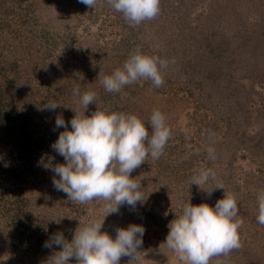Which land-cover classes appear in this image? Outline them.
Returning <instances> with one entry per match:
<instances>
[{
  "label": "rangeland",
  "instance_id": "374dc122",
  "mask_svg": "<svg viewBox=\"0 0 264 264\" xmlns=\"http://www.w3.org/2000/svg\"><path fill=\"white\" fill-rule=\"evenodd\" d=\"M137 46L168 61L163 86L141 80L107 92L100 77ZM74 86L95 91L100 108L145 122L154 108L166 116L172 135L163 154L131 173L145 198L135 209L106 215L104 201L71 202L53 187L51 169L65 163L51 148L64 131L55 119L70 130L74 111H83ZM0 94L2 108L20 110L26 126L21 134L20 121L4 127L0 120V264H51L60 250L43 247L51 236L62 232L70 241L79 224L105 215L102 231L113 238L118 227L145 228L139 261L120 264H187L164 244L167 225L189 197L214 207L223 198L218 186L236 195L241 247L209 264H264V226L256 221L264 190V0H160L158 16L137 27L106 0L94 8L79 0H0ZM50 102L63 106L49 111ZM95 110L90 104L85 114ZM201 168L216 174L201 186L216 188L210 196L191 182Z\"/></svg>",
  "mask_w": 264,
  "mask_h": 264
},
{
  "label": "clouds",
  "instance_id": "9594fccd",
  "mask_svg": "<svg viewBox=\"0 0 264 264\" xmlns=\"http://www.w3.org/2000/svg\"><path fill=\"white\" fill-rule=\"evenodd\" d=\"M94 8L97 0H79ZM116 12L121 13L130 27H137L145 21L156 18L160 12V0H106ZM174 63V61H173ZM168 61L156 55H149L137 46L123 65L110 75L100 77L103 88L109 93H119L125 86L141 80L151 81L153 87L164 84L163 70ZM73 97L83 111H74L70 130L64 118L58 115L55 128H63L58 139L51 145L53 151L64 158L65 163L56 164L53 187L63 192L71 202L87 204L93 200L104 201L106 215L117 213L121 206L135 209L143 204L142 185L132 178L133 173L150 156L158 160L163 154L172 132L166 116L154 108L150 119L145 122L138 115L115 111L109 107L100 108L96 103L95 91L81 93L79 86L72 89ZM96 110L86 115L90 104ZM60 103L50 102L46 108L55 111ZM147 125V126H146ZM208 156L215 160V150L207 149ZM47 168L48 166L45 165ZM212 168H201L191 177L210 196L216 188L223 189V198L214 207L207 203L183 205L182 212L167 225L169 231L164 244L187 264H209L213 258L227 257L241 247L239 229L243 220L238 219L236 195L223 186L211 191L201 187L215 179ZM258 215L256 221L264 226V190L257 193ZM91 218L82 226L79 224L72 239H65L62 232L56 233L43 245L45 248H60L51 257V264H120L122 257L139 261V249L143 244L145 228L130 224L118 227L113 238L102 231L104 220ZM216 264H225L217 259Z\"/></svg>",
  "mask_w": 264,
  "mask_h": 264
},
{
  "label": "trees",
  "instance_id": "16d2710c",
  "mask_svg": "<svg viewBox=\"0 0 264 264\" xmlns=\"http://www.w3.org/2000/svg\"><path fill=\"white\" fill-rule=\"evenodd\" d=\"M1 103H3L2 102V100H1V94H0V120L2 121V123L1 124H4V127H10V126H12L13 124H16V123H18L19 121H20V127L23 129V130H21V129H19V132L22 134V133H24V131H25V128H26V126L24 125V123L21 121V118H22V116H23V114L21 113V111L20 110H18L17 108H15V109H12V107L10 108V107H8V106H6L5 107V110H4V106H3V108H2V104ZM22 151H23V149H22ZM9 171V172H8ZM6 173V175H8L9 174V177H14V178H16V179H18L19 178V176H17L16 174H15V172H14V170L13 171H11V170H8ZM19 207V206H18ZM17 209V208H16ZM18 210V209H17Z\"/></svg>",
  "mask_w": 264,
  "mask_h": 264
}]
</instances>
